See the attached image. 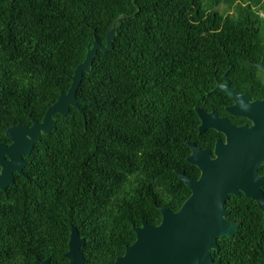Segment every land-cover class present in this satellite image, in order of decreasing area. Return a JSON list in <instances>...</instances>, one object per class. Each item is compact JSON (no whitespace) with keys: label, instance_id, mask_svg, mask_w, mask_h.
<instances>
[{"label":"trees","instance_id":"16d2710c","mask_svg":"<svg viewBox=\"0 0 264 264\" xmlns=\"http://www.w3.org/2000/svg\"><path fill=\"white\" fill-rule=\"evenodd\" d=\"M122 17L114 50L99 52L79 88L86 116L72 105L54 116L27 177L0 189V264L60 263L72 225L88 239L85 264H113L134 227L191 197L176 171L198 179L188 142L213 150L223 137L200 132L197 110L226 114L218 85L264 95V0H0V143L12 126L43 122ZM226 208L241 226L212 264H264L263 210L243 194Z\"/></svg>","mask_w":264,"mask_h":264},{"label":"water","instance_id":"95a60500","mask_svg":"<svg viewBox=\"0 0 264 264\" xmlns=\"http://www.w3.org/2000/svg\"><path fill=\"white\" fill-rule=\"evenodd\" d=\"M127 17H122L110 29L107 44L96 40L89 50L87 59L71 76L72 84L67 94L59 96L51 106L43 122L35 121L32 127L12 126L7 137L12 145L0 144V189L7 190L16 183V174H24L27 163L25 156L32 155L36 145L55 127L56 115H67L70 106L80 109L82 100L78 91L85 74L92 70L94 61L101 50H114L117 30ZM257 67L264 71V53ZM216 91L227 93L234 105L227 107L233 115H242L253 122L236 125L216 112L198 108L202 120L200 132L215 129L223 133L226 142L218 140L214 151L200 148L195 142H188L192 155L188 162L200 169L198 179L177 170L178 182L186 184L192 191L191 197L179 211L160 208L162 220L153 225L143 220L141 226L134 227L136 240L126 248L122 257L113 264H212L213 251H219V240L234 237L241 224L231 222V211L226 208L232 196L242 193L255 200L264 212V100L247 103L248 97L235 93L229 85H219ZM87 238L82 236L78 226H71L69 251L70 264H85L84 246ZM37 264H50L49 260Z\"/></svg>","mask_w":264,"mask_h":264},{"label":"flooded vegetation","instance_id":"af4514ba","mask_svg":"<svg viewBox=\"0 0 264 264\" xmlns=\"http://www.w3.org/2000/svg\"><path fill=\"white\" fill-rule=\"evenodd\" d=\"M262 61V60H261ZM261 63V62H260ZM259 64V63H258ZM257 64V65H258ZM258 68V67H257ZM259 69V68H258ZM257 75H258V77H259V79L262 81V82H264V71L263 70H261V69H259V72L257 73ZM227 82H229V85H230V81H227ZM227 82L226 83H224V84H219V85H225V84H227ZM218 85V86H219ZM218 88V87H217ZM216 88V89H217ZM230 88H231V86H230ZM216 89L214 90V92H220V91H216ZM232 89V88H231ZM233 90V89H232ZM235 93H237V94H240V95H243V96H247L248 97V100H247V103L249 102L250 104L251 103H254V102H257V101H263L264 100V95H262V96H258L255 92H252L251 90H249V91H247V92H237V91H235V90H233ZM220 93H224V94H226L228 97H229V100H230V103L226 106L225 105V110H226V114H223V115H220L219 114V112L217 111V110H211V111H207V112H210V113H212V112H216L220 117H225V118H228L232 123H234V124H236V125H239V126H242V125H249V126H251L252 124H253V122L252 121H250L248 118H246V117H244V116H242V115H233V114H231V113H229L228 111H227V107H231V106H233L235 103H234V101L230 98V96L227 94V93H225V92H220ZM24 127H27V126H24ZM30 127H32V126H30ZM209 130V129H208ZM215 130V129H214ZM217 131V130H216ZM219 132V131H218ZM221 133V132H220ZM222 135H223V137H218L217 138V141L218 140H222L223 142H226V137H225V135L223 134V133H221ZM8 140H9V138H8ZM216 141V142H217ZM0 144H6V145H8V146H11L12 145V141H10L9 140V142L8 143H0ZM198 145V144H197ZM37 146V145H36ZM201 148V147H200ZM214 148H215V146H214ZM36 149V148H35ZM203 149V148H202ZM205 149H209V150H211L212 152L214 151V149L212 150V149H210V148H204V150ZM35 151V150H34ZM30 156V155H29ZM26 157H28V156H25L24 157V159H25V161H26V163H27V165H26V167L24 168V174H19V173H17L16 174V180H17V178H18V176H26L27 177V173H26V168H27V166L29 165V163L27 162V160H26ZM259 170H260V174H261V176H264V167H260L259 168ZM262 188H263V190H264V185L262 186ZM243 195H245L244 193H242ZM246 196V195H245ZM70 234H71V231H70ZM82 234V233H81ZM82 236H84V235H82ZM85 237V236H84ZM87 238V237H86ZM69 240H70V238H69ZM87 242H88V239H87ZM87 245V244H86ZM85 245V246H86ZM85 246H84V248H85ZM84 248H83V252H84ZM61 251H63L62 252V254H61V258H62V260H60V263H62L63 262V264H64V262H66V261H68V264H70V261H69V259L67 258V253H68V251H69V241H68V244H67V250H66V245H62L61 246ZM3 253H2V250H1V248H0V259L3 257V255H2ZM85 254V253H84ZM122 257V256H121ZM37 259H39L40 261H46V260H49V262H50V264H60L59 263V261L56 259V257L55 258H53L52 256L51 257H46L45 259H41L39 256H36V259H35V263H36V261H37ZM37 264V263H36Z\"/></svg>","mask_w":264,"mask_h":264},{"label":"rangeland","instance_id":"374dc122","mask_svg":"<svg viewBox=\"0 0 264 264\" xmlns=\"http://www.w3.org/2000/svg\"><path fill=\"white\" fill-rule=\"evenodd\" d=\"M220 9L224 11L225 13L230 12L232 9L230 8L229 2H224L221 6Z\"/></svg>","mask_w":264,"mask_h":264}]
</instances>
